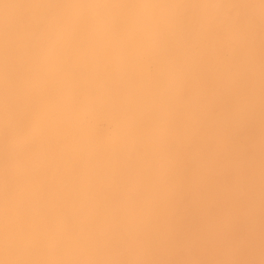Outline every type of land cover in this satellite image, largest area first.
Instances as JSON below:
<instances>
[{"label":"snow or ice","instance_id":"1","mask_svg":"<svg viewBox=\"0 0 264 264\" xmlns=\"http://www.w3.org/2000/svg\"><path fill=\"white\" fill-rule=\"evenodd\" d=\"M0 264H264V0H0Z\"/></svg>","mask_w":264,"mask_h":264}]
</instances>
